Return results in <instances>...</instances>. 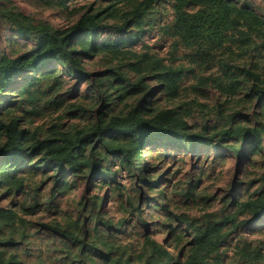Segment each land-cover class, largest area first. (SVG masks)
Masks as SVG:
<instances>
[{"label": "rangeland", "instance_id": "374dc122", "mask_svg": "<svg viewBox=\"0 0 264 264\" xmlns=\"http://www.w3.org/2000/svg\"><path fill=\"white\" fill-rule=\"evenodd\" d=\"M227 1L264 19V0ZM114 2L0 0V63L36 49L31 27L69 32L84 15L99 23L80 77L50 63L0 91V118L16 122L24 146L14 171L0 156V210L15 215L0 213V253L16 264H264V204L251 205L264 199V31L221 26L196 47L174 31L173 1L151 2L139 22L144 0ZM241 68L260 75L261 94ZM132 112L165 113L195 139L98 130ZM45 141H69L78 160L53 159Z\"/></svg>", "mask_w": 264, "mask_h": 264}, {"label": "trees", "instance_id": "16d2710c", "mask_svg": "<svg viewBox=\"0 0 264 264\" xmlns=\"http://www.w3.org/2000/svg\"><path fill=\"white\" fill-rule=\"evenodd\" d=\"M124 1L134 0H115L114 5ZM153 1L155 0H144L142 4H138L134 8L132 15L138 19V22L141 21L140 16L145 14L146 7ZM170 1L174 2V31L184 41L189 43L194 40L197 41L194 44L196 47L199 46L200 40L204 39V33L206 34L208 31L211 32L210 37L217 38V30L221 26L227 25L228 28L244 27L252 31H264V19L258 17L246 8L237 7L227 0ZM186 8H199V10L193 13L191 11H183ZM97 18L98 16L88 17L84 15L69 32L56 31L48 26H43L39 29L31 27L29 31L38 37V46L23 57L0 63V91L9 86L10 81L16 75L32 72L37 73L50 63L67 66L72 69V75H78L80 77L82 71L78 69L77 64L83 57L90 56L92 52L98 49L95 32L96 26L99 25L96 22ZM9 19L14 26L24 25L16 17L9 16ZM81 36L90 38V41L82 40L78 50L74 46L69 45L72 39L78 40ZM117 45L115 44L114 46ZM221 68L226 71L225 76L229 75L230 66L228 63L222 64ZM182 73V70H178L175 73H168L170 75V78H168L170 83L169 87H176V83L180 80ZM238 73L252 82L251 91L253 93L257 95L262 93L263 88H259V74L252 69L246 68L238 69ZM98 130L101 133L110 132L111 134L129 136H135L143 131H150L157 140L170 139L172 141H181L182 144L192 143L195 139L186 134V131L181 127L179 122L173 118H168L165 113L157 115L154 119L144 120L136 116L134 117V113L132 112L126 118H111L108 123H101ZM22 135L23 132L19 130L15 121L10 120L9 122H4L0 118V137L5 138V143L0 147V156L6 157L3 160L5 163L3 169L11 168V171H14L16 169V161L18 159H24V156L21 154L23 150H18L24 149ZM65 144L61 147H52L50 146V142L45 141L38 145L43 146L47 150V153L51 154L53 159L57 158L59 162L76 163L78 160L77 155L71 153L72 149L67 146L71 143L66 141ZM36 151L37 147H34L33 152ZM91 165L93 166L91 170L96 171V166L94 164ZM97 174H99L98 170L95 175ZM262 204H264V199L260 197L257 199V203L251 205L261 206ZM0 213L7 219L14 218L15 216L10 211L0 210ZM206 234V232L202 233L201 243H203V238ZM195 255H198L196 257H200L202 253H195ZM0 264H16V261L13 257L5 258V255L0 253Z\"/></svg>", "mask_w": 264, "mask_h": 264}]
</instances>
